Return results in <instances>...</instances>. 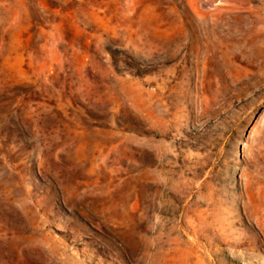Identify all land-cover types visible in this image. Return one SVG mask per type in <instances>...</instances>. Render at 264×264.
<instances>
[{
  "label": "rangeland",
  "instance_id": "374dc122",
  "mask_svg": "<svg viewBox=\"0 0 264 264\" xmlns=\"http://www.w3.org/2000/svg\"><path fill=\"white\" fill-rule=\"evenodd\" d=\"M0 264H264V0H0Z\"/></svg>",
  "mask_w": 264,
  "mask_h": 264
}]
</instances>
